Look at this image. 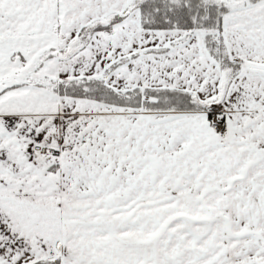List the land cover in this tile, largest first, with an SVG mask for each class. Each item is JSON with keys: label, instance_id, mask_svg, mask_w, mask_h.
<instances>
[{"label": "snow or ice", "instance_id": "obj_1", "mask_svg": "<svg viewBox=\"0 0 264 264\" xmlns=\"http://www.w3.org/2000/svg\"><path fill=\"white\" fill-rule=\"evenodd\" d=\"M0 264H264V0H0Z\"/></svg>", "mask_w": 264, "mask_h": 264}]
</instances>
